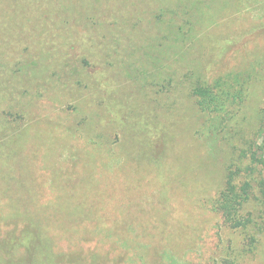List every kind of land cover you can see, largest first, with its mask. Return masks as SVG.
<instances>
[{
  "label": "rangeland",
  "instance_id": "obj_1",
  "mask_svg": "<svg viewBox=\"0 0 264 264\" xmlns=\"http://www.w3.org/2000/svg\"><path fill=\"white\" fill-rule=\"evenodd\" d=\"M60 1L65 12L59 0H0V23L46 17L55 39L0 41L15 47L7 62L44 55L26 93L54 98L21 97L23 116L0 120V264H264V229L210 208L234 129L250 136L264 107V0ZM82 57L91 75L63 80L75 96L53 87ZM225 74L251 80L238 117L214 131L189 85Z\"/></svg>",
  "mask_w": 264,
  "mask_h": 264
},
{
  "label": "trees",
  "instance_id": "obj_2",
  "mask_svg": "<svg viewBox=\"0 0 264 264\" xmlns=\"http://www.w3.org/2000/svg\"><path fill=\"white\" fill-rule=\"evenodd\" d=\"M59 2V6L52 9L54 12H65L66 8L60 0ZM72 9L74 10L72 17H75L78 14L76 6H73ZM57 15L59 19H62V14L57 13ZM16 16V12H13L5 18L6 20L9 19L10 24L8 23V25L0 23V41H7L3 37L5 34L12 39L8 41H18L19 46L22 44L21 41L55 40L54 37L43 36L48 28V24L45 22L46 17H31L28 26ZM15 22L18 24L16 25ZM166 23L170 24L167 31L171 36L175 34L184 38V30L180 26L171 24L172 19L167 20ZM30 29H33V34L38 32L39 36L30 34ZM61 38L62 41L76 40V37L70 33L69 35L65 33ZM165 38L171 37L166 36ZM4 47V50L0 51V103L5 104L7 101L8 103L4 105L3 109H0L2 122H6L9 118L12 120L23 116L21 97H28L31 100L36 97L54 100L47 92L49 89L45 87L39 86L36 91L32 90L31 94L26 93L27 83L31 81L35 86L34 84L44 79L45 72H37L39 62L44 60V55L31 59V62L29 59H25L23 62L16 57L11 58L12 62H7L3 56L15 47H9L8 44H5ZM6 49L7 52L5 53ZM9 57L11 56L9 55ZM55 61L58 62L59 60ZM59 64L53 63L50 67H57ZM89 66L91 63L85 57L71 59L62 69V76L58 77L52 86L58 89L63 88L65 93L75 96L73 94L76 91L74 92L72 86L68 85V80L77 78L78 85H81L83 80L91 75L87 70ZM22 73L27 74L18 75ZM63 80L68 81V84L65 85ZM99 80L100 82L97 80V87L91 90L92 99L94 95L98 94L100 97L99 94L104 92L105 81L102 78ZM249 80H251L250 75H217L207 81H200L199 79L195 83L191 82L188 93L194 100L199 112L209 118L210 128L219 131L223 127H228L229 123L235 120L241 112L247 98ZM77 101L76 104L80 105L81 99H77ZM234 135L238 136V140L235 145L231 146L233 156L226 167L223 187L216 198L212 200L210 208L220 214L224 222L230 227L247 230L257 227L261 231L264 229V107L259 113L258 126L250 132V136L240 134L237 129H234ZM35 247L36 243H34L33 248Z\"/></svg>",
  "mask_w": 264,
  "mask_h": 264
}]
</instances>
